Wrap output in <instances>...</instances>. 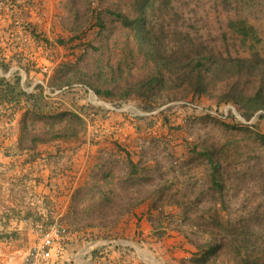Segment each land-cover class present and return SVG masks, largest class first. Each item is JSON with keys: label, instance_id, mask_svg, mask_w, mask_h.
Segmentation results:
<instances>
[{"label": "rangeland", "instance_id": "rangeland-1", "mask_svg": "<svg viewBox=\"0 0 264 264\" xmlns=\"http://www.w3.org/2000/svg\"><path fill=\"white\" fill-rule=\"evenodd\" d=\"M231 2L226 10L221 0H173L179 19L156 9L151 23L169 44L177 36L191 40L187 53L247 57L252 46L263 52L264 0ZM107 9L136 14L134 0H0L2 74L11 81L19 76L21 86H47L56 93L55 104L77 93L85 105L81 117L75 108L46 109L42 102L40 112L28 117V129L100 134L104 143L139 156L141 190L153 199L146 217L131 220L126 231L114 217H74L73 223L101 224L98 238L130 249L126 264H239L240 251L247 250L264 259V141L257 138L264 134V110L246 120L245 102L223 105L219 95L229 82L203 95L187 83L144 87L154 64L140 51L134 30ZM231 19H245L256 33L244 37L231 30ZM94 88L114 95L101 98ZM253 92L250 85L247 93ZM208 154L217 163L220 187ZM206 241H218L222 249L199 262L192 242Z\"/></svg>", "mask_w": 264, "mask_h": 264}, {"label": "crops", "instance_id": "crops-1", "mask_svg": "<svg viewBox=\"0 0 264 264\" xmlns=\"http://www.w3.org/2000/svg\"><path fill=\"white\" fill-rule=\"evenodd\" d=\"M21 90L28 96L0 98V264H26L42 230L54 223L71 237L65 257L52 264H126L130 249L124 243L116 247L97 237L101 224H77L73 218L114 217L126 231L131 220L146 217L153 199L141 190L139 156L104 143L100 134L30 131L28 117L40 112L42 102L46 109L75 108L81 117L78 110L85 105L77 93L55 104L56 93L47 86H18Z\"/></svg>", "mask_w": 264, "mask_h": 264}, {"label": "trees", "instance_id": "trees-1", "mask_svg": "<svg viewBox=\"0 0 264 264\" xmlns=\"http://www.w3.org/2000/svg\"><path fill=\"white\" fill-rule=\"evenodd\" d=\"M221 2L226 10L231 9V0H221ZM134 9L135 16L115 9H107V12L134 30L140 51L154 64L155 74L143 82L144 87L152 89L159 85L162 89H168L187 83L195 95H203L209 94L211 87L218 82H229L228 89L219 95L223 105L238 107L245 102L246 110L242 112V116L246 120H250L256 112L264 110V51L260 52L256 46H252L253 50L247 57L206 50L187 53L186 47H188L187 44L191 45V40L177 36L172 43L170 42L171 45L164 39V32L157 31L151 23V15L156 9L172 21L179 19L173 0H134ZM228 26L244 37L250 36L253 32L256 33L255 28L248 25L245 19H231ZM9 68V64L2 66L4 71ZM250 85L254 87L252 94L247 93ZM18 86H21L19 76L11 81L0 70V98L16 100L17 97H27L28 94L25 91H18ZM94 91L105 99L114 95L110 90L101 91L94 88ZM260 117H264V113H261ZM257 138L264 141V134L257 133ZM208 157L212 165L213 181L220 187L221 184L216 176L217 163L212 154H208ZM192 244L197 248L195 253L199 262H207L211 256L217 255L222 249V244L218 241H206L202 245L193 242ZM240 255L239 264H264V259L253 257L248 250L246 254L240 251Z\"/></svg>", "mask_w": 264, "mask_h": 264}, {"label": "built area", "instance_id": "built-area-1", "mask_svg": "<svg viewBox=\"0 0 264 264\" xmlns=\"http://www.w3.org/2000/svg\"><path fill=\"white\" fill-rule=\"evenodd\" d=\"M70 231L63 225L54 223L42 230L36 244L25 256L26 264H52L62 260L67 252Z\"/></svg>", "mask_w": 264, "mask_h": 264}]
</instances>
